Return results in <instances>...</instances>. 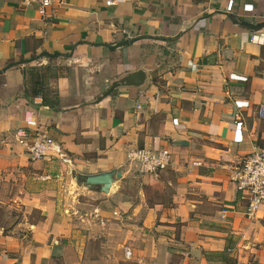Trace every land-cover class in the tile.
I'll return each instance as SVG.
<instances>
[{"label": "crops", "instance_id": "crops-1", "mask_svg": "<svg viewBox=\"0 0 264 264\" xmlns=\"http://www.w3.org/2000/svg\"><path fill=\"white\" fill-rule=\"evenodd\" d=\"M261 23L264 0H58L45 17L0 0V198L22 210L0 218V264H115L119 248L139 264H264V206L246 217L230 181L264 146ZM124 35L164 39L108 48ZM33 67L54 71L56 108L25 95ZM138 69L142 85L96 102ZM27 129L72 166L31 161L15 141ZM137 148L168 149L172 164L141 173ZM116 171L107 193L73 178Z\"/></svg>", "mask_w": 264, "mask_h": 264}, {"label": "built area", "instance_id": "built-area-1", "mask_svg": "<svg viewBox=\"0 0 264 264\" xmlns=\"http://www.w3.org/2000/svg\"><path fill=\"white\" fill-rule=\"evenodd\" d=\"M23 6H33L38 13L45 17L54 2L58 0H20ZM121 0H105L106 6H113ZM238 108L243 106L242 102L236 101ZM264 108L259 109V114ZM238 115L234 122L236 137L235 141L242 140L240 136L241 121ZM16 143L23 148L31 161L56 160L59 165L70 168L72 159L63 146L47 134L37 129L24 130L15 136ZM128 159L139 165V171L144 174L157 176L161 171L172 164L171 153L168 149L152 150L148 148H137L130 151ZM230 181L234 184L241 198L246 201L245 215L253 218L264 206V146L254 147L232 167ZM224 213V212H223ZM118 216L117 212H113ZM224 217V214L221 215ZM126 258L131 256L128 248L124 249Z\"/></svg>", "mask_w": 264, "mask_h": 264}, {"label": "water", "instance_id": "water-1", "mask_svg": "<svg viewBox=\"0 0 264 264\" xmlns=\"http://www.w3.org/2000/svg\"><path fill=\"white\" fill-rule=\"evenodd\" d=\"M258 28H264V23H261L258 25ZM142 39H150V40H163L164 38L155 37V36H137V37H127L126 35L121 38L117 43H115L112 46H108L109 49H117V48H123L127 47L128 45L133 44L134 42ZM45 54H39L36 58H40ZM30 61V60H29ZM15 65V64H14ZM13 64H10V66H14ZM6 68H3L0 70V73L5 71ZM146 78V74L143 70L138 69L132 72H129L122 77L112 80L108 88L96 98V102H99L104 97L108 96L113 90L119 88V87H138L144 83V79ZM114 176L116 178L120 177L119 172H106L96 175H89V176H78L74 175L73 178L75 182L83 184L87 187L91 186H99L100 190L103 193H107L109 191V188L114 180Z\"/></svg>", "mask_w": 264, "mask_h": 264}, {"label": "trees", "instance_id": "trees-1", "mask_svg": "<svg viewBox=\"0 0 264 264\" xmlns=\"http://www.w3.org/2000/svg\"><path fill=\"white\" fill-rule=\"evenodd\" d=\"M24 92L31 97H40L42 105L54 109L58 106L56 92L50 88L49 79L55 76L48 67H33L24 70Z\"/></svg>", "mask_w": 264, "mask_h": 264}, {"label": "rangeland", "instance_id": "rangeland-1", "mask_svg": "<svg viewBox=\"0 0 264 264\" xmlns=\"http://www.w3.org/2000/svg\"><path fill=\"white\" fill-rule=\"evenodd\" d=\"M0 202H2V203H0V218H6V219L10 220V222H13V220L15 221V220L19 219V217L22 214V210L19 206H16L15 207L16 209H14V210H12V208H10V209L6 208L8 200L5 197H1ZM34 216L36 218L39 217L38 214H35ZM120 252H122V254H123V249H121V248L118 249V253H117L118 259H117V262H115V264H139L137 261H134L133 259H125L123 257L124 255H121Z\"/></svg>", "mask_w": 264, "mask_h": 264}]
</instances>
